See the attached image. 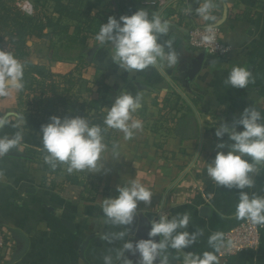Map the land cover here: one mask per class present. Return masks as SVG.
Returning <instances> with one entry per match:
<instances>
[{
    "label": "crops",
    "instance_id": "crops-1",
    "mask_svg": "<svg viewBox=\"0 0 264 264\" xmlns=\"http://www.w3.org/2000/svg\"><path fill=\"white\" fill-rule=\"evenodd\" d=\"M109 1L116 19L142 8L149 18L167 20L169 32L160 42L172 41L171 49L165 47V53L174 50L178 63L169 67L166 59L158 60L156 66L143 71L125 72L112 61L111 45L101 46L92 39L81 54L88 66L78 71L81 79L89 75L84 78V86L79 87L81 95L87 94L77 100L74 109H69L70 96L66 97L74 86L63 92L66 102L62 107L47 112L45 106L32 111L24 108L20 104L22 90L9 89L8 96L0 97V117H6L10 125H21L25 111L48 123L53 115L81 116L90 125L93 119H99L106 145L96 172L69 174L66 163H58L53 169L45 163L47 153L43 147L22 140L15 149L0 156V232L4 242L0 264H104L106 255L113 257L114 264H124L116 260V253L125 242L135 244L145 239L151 220L178 214H188L186 230L200 234L189 248H168L162 253V257H168V264H184L186 253L202 255L206 251L217 255L218 264H264V226L254 250L223 257L224 243L218 250L209 245L213 233L224 235L242 220L235 216L239 190L220 187L207 174L208 163L218 151L215 128L222 123L231 125L245 107L255 108L264 117V0H212L219 39L230 46L221 57L192 48L187 42V31L193 24L213 23L196 14L204 0H165L163 4L157 0ZM15 3L32 13L28 1ZM193 60H200V64L189 79L187 72ZM236 66L252 73L245 89H234L225 83ZM70 71L75 76L71 68L63 74ZM123 93L141 97L133 118L142 121L143 127L127 140L123 132L107 128L104 119L111 106H101L102 101L112 105L115 97ZM91 100H98L95 108L78 110L79 104ZM34 137L42 143L38 134ZM223 139L230 142L227 136ZM114 146L118 157L113 155ZM250 175L254 186L244 191L249 196L264 197V164L257 165L256 173ZM133 180L152 191L151 203L139 202L128 234L123 240L109 243L102 237L124 228L104 223L102 201L115 197L118 187L130 186ZM203 207L208 211L203 212ZM61 219L70 221L74 231L65 227ZM124 257L138 264V253L125 251Z\"/></svg>",
    "mask_w": 264,
    "mask_h": 264
},
{
    "label": "clouds",
    "instance_id": "clouds-1",
    "mask_svg": "<svg viewBox=\"0 0 264 264\" xmlns=\"http://www.w3.org/2000/svg\"><path fill=\"white\" fill-rule=\"evenodd\" d=\"M214 4L212 0L204 2L196 8V14L204 21H211L206 27L210 35L205 39L213 41L216 17L212 15ZM191 11V10H189ZM170 24L158 16L149 18L145 9H137L131 15H121L119 19L109 16L102 24L95 40L99 45L109 44L112 47L111 59L125 72L143 71L150 66H156L158 60L167 61L169 67L178 63V56L174 50L165 53V47L171 49L172 41L160 42L162 36L169 32ZM24 65L8 51L0 50V97L9 95V89L17 92L24 88ZM252 73L245 67L236 66L230 71L225 83L234 89H245L251 82ZM141 104L139 95L133 96L123 93L115 97L107 110L104 124L107 128L116 129L124 133V138L131 139L136 130L143 127L142 121L133 118ZM50 122L41 126L43 149L47 153L45 163L55 169L58 163L68 165L67 172L88 170L96 172L102 160V153L106 149L103 130L98 125H90L81 116H66L64 118L51 116ZM264 117L252 107H245L238 119L231 125L222 123L215 128L214 135L218 140L216 154L208 163L207 174L218 185L227 189L239 190L235 216L238 220H248L254 226H264V197L252 195L244 189L254 186L250 174L256 173V166L264 164ZM9 121L0 117V128ZM240 128L241 130H237ZM227 136L226 142L223 138ZM22 137L0 138V156L15 149ZM227 149V151H224ZM113 155L118 157L115 146ZM244 157H249L245 159ZM102 168H99V171ZM115 197L104 198L101 211L104 223L124 228V231L104 235L102 238L109 243L123 240L133 225L139 202L150 204L153 193L141 182L133 180L130 186L118 187ZM190 223L188 214L169 218L159 216L158 220L150 221L147 239H140L135 244L129 240L116 253V260H123L124 264L133 261L124 257L125 251L133 255L139 254L138 264H168V257L164 253L168 248L182 251L193 245L199 231L189 232L186 229ZM129 226V227H125ZM154 237H159L158 241ZM162 237V239H161ZM209 245L218 250L224 243L223 233H213L208 239ZM162 257V258H161ZM104 264H114L113 257L106 255ZM184 264H218V257L213 252L202 255L186 253Z\"/></svg>",
    "mask_w": 264,
    "mask_h": 264
},
{
    "label": "trees",
    "instance_id": "trees-1",
    "mask_svg": "<svg viewBox=\"0 0 264 264\" xmlns=\"http://www.w3.org/2000/svg\"><path fill=\"white\" fill-rule=\"evenodd\" d=\"M32 13L26 14L16 5V0H0V50L2 39L8 36L10 43L8 52L24 65L23 83L26 102L32 104V94L42 96L37 103L49 100V96H57L58 91L69 92L79 80L72 76V72L59 74L65 85L60 87L54 79L51 67L45 64H36L26 60V40L30 38L56 41L67 50H77L75 68L81 72L88 66V62L81 55L89 41L95 39L102 24L106 23L109 16H113L112 4L109 0H31ZM5 27L8 28L5 31ZM49 94V95H48ZM31 96V97H30ZM61 96V95H59ZM57 98V97H56ZM64 105V97L57 98ZM70 110L77 106V98L68 101ZM98 100L83 102L78 105V110L95 108ZM111 106V102L102 101L101 106ZM22 123L19 126L9 123L0 128V136L20 135L22 141L34 146L43 147L42 143L35 140L34 134L41 138V126L47 120L25 111L22 114ZM91 125H99L100 120L93 119ZM23 130H28L24 134ZM104 130V129H102Z\"/></svg>",
    "mask_w": 264,
    "mask_h": 264
},
{
    "label": "rangeland",
    "instance_id": "rangeland-1",
    "mask_svg": "<svg viewBox=\"0 0 264 264\" xmlns=\"http://www.w3.org/2000/svg\"><path fill=\"white\" fill-rule=\"evenodd\" d=\"M23 1H28V3L32 5L31 0H23ZM22 11L28 15L31 14V12L28 13V12H25L24 10ZM7 29L8 28L5 27V31H7ZM27 41H32L33 43H30ZM26 42H27L26 51L28 53L26 60L31 61L36 64H45L51 67V69L53 68L54 79L56 82L61 83L60 87L64 86V80H62L59 74L62 75L65 71H67L68 68H71V70H73V73L75 75L74 77L78 78L79 80L76 82L74 86L75 88H73V91H71L70 94L67 93L66 97L70 96L69 100H72L74 98H77V100H79L81 96L87 94V92H83V95H81L82 91L79 88L82 85L84 86L83 84L85 83L84 78L85 77L88 78L89 75H85V77L81 79L80 78L81 74H78V70L75 68V64H76L75 58L78 54L77 50H67L66 48H64L62 45H60L56 41V38H54L53 40L34 38V40L27 39ZM9 46H10V43L8 42V36H4L2 39V47H3L2 50L7 51L9 49ZM80 53L82 54L83 52L81 51ZM88 53H90L89 50H88ZM23 92H24V95L20 98V104H22L24 108L30 111H32L33 108L44 107V106L46 109L45 112H47L50 108L62 107V104L59 102L57 98L64 97L63 95H66V94L61 93V91H58L59 93L57 96L50 95L48 98L49 100H46L42 103H37L42 96L36 93V94H32L31 95L32 97L30 96L31 98H29V100L33 98L32 104L30 103L28 104L26 102V99H27L25 96L26 92L25 91Z\"/></svg>",
    "mask_w": 264,
    "mask_h": 264
},
{
    "label": "built area",
    "instance_id": "built-area-1",
    "mask_svg": "<svg viewBox=\"0 0 264 264\" xmlns=\"http://www.w3.org/2000/svg\"><path fill=\"white\" fill-rule=\"evenodd\" d=\"M157 2L163 4L165 0H157ZM206 27L207 25L193 24L188 29L187 42L189 46L217 57L225 55L230 50V46L220 41L218 27L215 26L214 33H212L214 39L211 42L205 39L206 36L210 35V33L206 31ZM262 227L263 226H254L248 220H242L225 231L223 235V257H232L239 253L256 249L259 244ZM3 244V237L0 232V261Z\"/></svg>",
    "mask_w": 264,
    "mask_h": 264
},
{
    "label": "water",
    "instance_id": "water-1",
    "mask_svg": "<svg viewBox=\"0 0 264 264\" xmlns=\"http://www.w3.org/2000/svg\"><path fill=\"white\" fill-rule=\"evenodd\" d=\"M199 64H200V60H193L192 66L190 67V70H188V72H187V75H188L189 79H191L194 76V74L197 72V70L199 68ZM202 211L203 212H207L208 211V207H203L202 208ZM61 223L65 227H67L69 230L74 231V226H73V224L70 221H68L66 219H61ZM149 230L150 229H148V231L146 233L145 239L148 238V235L147 234H148ZM153 239L158 241L159 238L158 237H154Z\"/></svg>",
    "mask_w": 264,
    "mask_h": 264
}]
</instances>
